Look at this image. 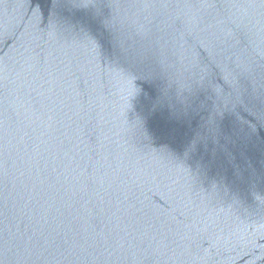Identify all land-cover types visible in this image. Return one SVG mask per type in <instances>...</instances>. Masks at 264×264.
<instances>
[{
	"label": "water",
	"instance_id": "95a60500",
	"mask_svg": "<svg viewBox=\"0 0 264 264\" xmlns=\"http://www.w3.org/2000/svg\"><path fill=\"white\" fill-rule=\"evenodd\" d=\"M104 9L100 20L70 0H0V264H264V0ZM117 38L133 61L114 55ZM61 61L103 69L79 148L63 124L51 137L28 126ZM65 152L119 176L110 198L125 201L123 247L63 243L81 203L68 199Z\"/></svg>",
	"mask_w": 264,
	"mask_h": 264
},
{
	"label": "snow or ice",
	"instance_id": "6c2138e0",
	"mask_svg": "<svg viewBox=\"0 0 264 264\" xmlns=\"http://www.w3.org/2000/svg\"><path fill=\"white\" fill-rule=\"evenodd\" d=\"M70 3L74 8L88 9L97 19L105 18L104 0H70ZM105 27L109 31L112 30L110 24L105 23ZM90 46L95 47V42L90 41ZM114 55L120 60L131 62L136 56V51L127 40L117 38ZM100 72L98 78L94 69L87 65H73L71 62L61 61L50 72L51 79L44 78V82L40 84L39 99L32 105L34 112L39 113V118L28 123V126H35L34 131L51 137L55 136L59 131V125L63 124L71 130L72 138L79 148L80 143H83V137H90L89 129L94 126L96 120V107L102 88L100 84L94 82L99 79L102 83L103 69ZM127 77V72L122 73V79L127 80ZM0 115L4 117V113ZM17 115L19 117V114ZM19 122L25 123L24 119H20ZM0 133L4 137L7 136L4 119L0 120ZM90 150L94 151L91 147ZM34 151L38 152L39 146ZM64 155L67 161L65 164L67 175H64V180L70 185L68 199L76 197L81 203L80 208L73 213L76 223L71 229V238L64 240L63 243L69 246L70 253H76L77 250L87 251L99 241L106 245L114 241L116 245L123 247L122 233H129L130 226L125 222L127 218L123 208L125 201L119 198L113 201L110 198V189L119 183V176L110 175L108 172L98 175L91 163L88 167L93 168V171L89 172L77 159L78 153L72 155L71 152H65ZM6 172V162H0V175H6ZM105 185L108 187L105 188ZM100 189H104V194H101ZM93 192L97 196L96 203L87 199ZM69 211H72L71 205Z\"/></svg>",
	"mask_w": 264,
	"mask_h": 264
}]
</instances>
